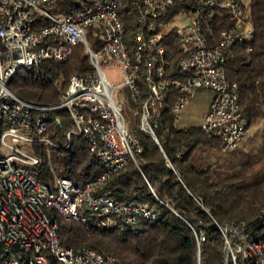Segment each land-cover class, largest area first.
Returning a JSON list of instances; mask_svg holds the SVG:
<instances>
[{
    "label": "built area",
    "instance_id": "2783aa9c",
    "mask_svg": "<svg viewBox=\"0 0 264 264\" xmlns=\"http://www.w3.org/2000/svg\"><path fill=\"white\" fill-rule=\"evenodd\" d=\"M195 1L197 6L187 14L170 17L172 0H92L71 15L56 13L59 0H0V264H113L91 249L62 247L49 212L97 228L119 223L138 227L158 220L145 202L123 203L96 190L114 172L136 165L140 136L164 154L157 131L170 91H176L173 121L181 127L187 126L182 123L187 102L197 92L210 93L196 126L219 141L221 153L238 147L247 121L225 66L237 46L251 42L253 26L241 0ZM214 14L231 24L216 36L209 29ZM170 32L180 55L179 77L167 68L164 41ZM77 47L84 49L90 72L71 76L56 104L24 102L9 91L19 70L44 62L62 65ZM61 81L56 74L53 84ZM122 91L133 122L123 116ZM60 109L72 123L65 146L73 137L87 139L102 172L85 183L58 178L46 187L27 171L40 161L30 147H56L44 135ZM167 167L172 169L168 162ZM259 217L264 219V210ZM215 226L223 240V264H264V241L239 242L248 228L245 222Z\"/></svg>",
    "mask_w": 264,
    "mask_h": 264
},
{
    "label": "trees",
    "instance_id": "16d2710c",
    "mask_svg": "<svg viewBox=\"0 0 264 264\" xmlns=\"http://www.w3.org/2000/svg\"><path fill=\"white\" fill-rule=\"evenodd\" d=\"M91 1L59 0L55 11L71 15ZM172 2L170 17L187 14L197 6L195 0ZM240 3L253 26V37L250 43L234 49L225 68L227 80L238 87L241 115L250 133L226 157L228 169L214 173V166L198 164L199 152L218 150L219 141L196 125L181 127L174 123L176 91H170L157 131L164 154L148 137L140 136L142 151L136 165L129 163L114 172L96 190L123 203L145 202L158 220L152 224L141 222L138 227L119 223L97 228L49 212L58 226L62 247L74 252L91 249L113 259V264H223V240L215 223L245 222L248 228L239 242L264 241V219L259 217L264 210V0ZM223 28L229 29L231 24L214 14L209 22L212 35ZM164 44L167 68L172 76L179 77L180 55L173 32L165 37ZM90 69L84 49L77 47L62 65L44 62L30 71L19 70L8 89L24 102L56 104L69 78L85 76ZM56 74L62 75L58 85L53 84ZM53 116L57 122L48 125L44 136L56 147L32 144L30 152L40 161L28 168V173L46 187H52L58 178L74 183L96 179L102 165L90 152L88 140L73 137L66 147L65 134L72 126L71 120L62 109Z\"/></svg>",
    "mask_w": 264,
    "mask_h": 264
},
{
    "label": "rangeland",
    "instance_id": "374dc122",
    "mask_svg": "<svg viewBox=\"0 0 264 264\" xmlns=\"http://www.w3.org/2000/svg\"><path fill=\"white\" fill-rule=\"evenodd\" d=\"M246 1V0H242ZM51 12V11H49ZM204 94V92H197L193 98H191L187 104L184 106L182 110V114L184 117H186L185 121H182L183 124L185 125H196L199 123L202 115L204 114V110L208 107V102L206 98L203 100L199 98ZM121 102L125 105V110L123 112L124 118L128 122H133L134 117L132 115V112L130 110V107L128 106V97L126 94V91H122V97H120ZM188 117H191L190 119ZM250 132H246L244 135L243 139L247 137V134ZM242 140L240 141L238 146H241ZM210 152V153H209ZM207 151L206 153L199 152L197 155V159H199L198 164L201 165L202 167H207L208 164L213 167L214 173H218L221 171H224L228 169V159L226 157L230 155L231 152L223 154L218 150H211ZM206 155V156H205ZM229 158V157H228ZM219 167V168H217Z\"/></svg>",
    "mask_w": 264,
    "mask_h": 264
},
{
    "label": "crops",
    "instance_id": "0c3cea01",
    "mask_svg": "<svg viewBox=\"0 0 264 264\" xmlns=\"http://www.w3.org/2000/svg\"><path fill=\"white\" fill-rule=\"evenodd\" d=\"M199 98L200 99H204V98H206V100H207V102H208V104H209V102H210V100H211V98H212V95L210 94V93H208V92H204V94H202L201 96H199ZM206 110H207V108L204 110V113L206 112ZM186 117H184L183 118V121H185L186 119H185ZM189 119L191 118V117H188ZM188 126V125H187Z\"/></svg>",
    "mask_w": 264,
    "mask_h": 264
}]
</instances>
